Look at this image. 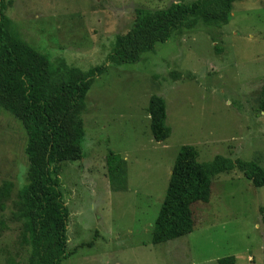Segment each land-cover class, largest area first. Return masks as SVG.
I'll use <instances>...</instances> for the list:
<instances>
[{
    "label": "rangeland",
    "instance_id": "1",
    "mask_svg": "<svg viewBox=\"0 0 264 264\" xmlns=\"http://www.w3.org/2000/svg\"><path fill=\"white\" fill-rule=\"evenodd\" d=\"M197 0H4L17 38L51 61L88 72L104 66L82 114V161L62 165L60 185L69 209L62 264H264V187L240 171L212 181L208 203L192 205L194 230L154 245L152 233L176 158L183 146L199 161L215 157L254 162L264 169V0L233 4L229 24L202 19L173 34L136 64L108 61L118 36L131 31L137 9L164 10ZM216 47L221 49L216 51ZM165 99V142L152 136L150 98ZM27 135L0 108V264H27L18 193L27 184ZM123 165L114 183L107 158ZM93 243V244H92Z\"/></svg>",
    "mask_w": 264,
    "mask_h": 264
},
{
    "label": "trees",
    "instance_id": "2",
    "mask_svg": "<svg viewBox=\"0 0 264 264\" xmlns=\"http://www.w3.org/2000/svg\"><path fill=\"white\" fill-rule=\"evenodd\" d=\"M237 1L241 0H197L190 4L173 3L164 10L137 9L133 28L116 38L108 61L118 66L136 64L142 54L153 52L157 44L166 43L197 19L209 26L227 25ZM4 10V0H0V108L13 115L27 135V184L18 193L22 245L28 253L27 264H62L73 253L67 250L70 214L63 200L60 173L64 163L85 158L82 114L92 83L105 72V67L84 72L64 60L51 61L17 38ZM216 51L221 49L216 47ZM148 112L154 140L165 142L172 134L167 125L165 99L152 96ZM122 165L121 157L110 152L107 166L112 183ZM235 170L255 187H264V169L259 164L221 156L202 163L195 147L183 146L155 221L152 243L159 245L191 234L192 205L208 203L213 179ZM10 191L9 184L0 190L3 210ZM218 264H236V258H222Z\"/></svg>",
    "mask_w": 264,
    "mask_h": 264
},
{
    "label": "crops",
    "instance_id": "3",
    "mask_svg": "<svg viewBox=\"0 0 264 264\" xmlns=\"http://www.w3.org/2000/svg\"><path fill=\"white\" fill-rule=\"evenodd\" d=\"M236 258V257H235ZM236 264H237V261H236Z\"/></svg>",
    "mask_w": 264,
    "mask_h": 264
}]
</instances>
